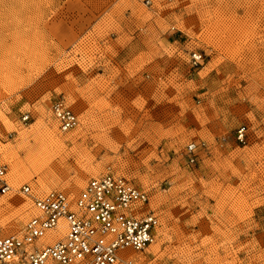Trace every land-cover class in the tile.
<instances>
[{
  "label": "rangeland",
  "instance_id": "obj_1",
  "mask_svg": "<svg viewBox=\"0 0 264 264\" xmlns=\"http://www.w3.org/2000/svg\"><path fill=\"white\" fill-rule=\"evenodd\" d=\"M57 99L74 129H59ZM0 109L1 233L37 212L22 185L74 198L112 173L160 221L117 264H264V0H0ZM37 151L55 176L26 162Z\"/></svg>",
  "mask_w": 264,
  "mask_h": 264
},
{
  "label": "built area",
  "instance_id": "obj_2",
  "mask_svg": "<svg viewBox=\"0 0 264 264\" xmlns=\"http://www.w3.org/2000/svg\"><path fill=\"white\" fill-rule=\"evenodd\" d=\"M52 114L62 131L77 126L75 113L61 99L52 106ZM27 119L28 114L22 115V121ZM244 137L245 127H241L237 139L244 142ZM199 146L196 142L186 146L189 163H196ZM7 172L8 166L0 163V195L10 190ZM21 190L32 196L37 212L20 234L0 237V264H117L124 249L148 247L160 223L157 214L146 209L149 194L112 173L90 179L74 199L57 189L39 196H33L27 184ZM62 228L63 237L34 246L48 231Z\"/></svg>",
  "mask_w": 264,
  "mask_h": 264
},
{
  "label": "bare ground",
  "instance_id": "obj_3",
  "mask_svg": "<svg viewBox=\"0 0 264 264\" xmlns=\"http://www.w3.org/2000/svg\"><path fill=\"white\" fill-rule=\"evenodd\" d=\"M198 58V57H197ZM9 82V81H8ZM58 101H60V99H57V100H55L54 102H52V104H51V110H52V106L56 103V102H58ZM64 104H65V102H64ZM66 105V104H65ZM72 110V109H71ZM73 111V110H72ZM74 112V111H73ZM76 115V114H75ZM5 116V115H4ZM77 117V116H76ZM0 118L1 119H5L4 117H3V113H2V111H1V109H0ZM8 120V119H7ZM2 121V120H1ZM4 122V121H3ZM7 122V121H6ZM10 122V121H9ZM4 125V124H3ZM12 127V126H11ZM241 128V127H240ZM240 128H238V129H240ZM238 129H237V132H238ZM22 132V131H21ZM25 132V131H24ZM52 133H53V131H51ZM50 136V135H49ZM53 136V135H52ZM24 137V136H23ZM22 137V138H23ZM236 138H237V133H236ZM238 140V139H237ZM245 140V139H244ZM51 142V141H50ZM189 143H192V142H189ZM188 146V145H187ZM202 148V147H201ZM44 150V149H43ZM14 151V150H13ZM12 150L10 151L9 150V152L8 151H5V152H3V155L7 158V157H9V158H11L12 160H13V162H14V165H13V168H14V174H15V178H20V177H22V178H24V174L26 173H24V160H20V158L18 159V153L16 154L15 152H13ZM42 151V150H41ZM41 151H37V152H33V153H30L29 155L27 154L26 156V162L27 163H31L33 166H37V167H39L41 170H44V173H45V175L46 176H55L56 175V171L59 169V168H61V166L58 164V163H55L54 162V160H53V158H50V157H48V156H50V155H46L44 158H43V156L41 155L42 153H41ZM43 152V151H42ZM50 154H52V153H50ZM17 155V156H16ZM5 164V163H4ZM7 165V164H6ZM29 165V164H28ZM8 166V165H7ZM13 170V169H12ZM28 170V169H27ZM33 170H34V168H33ZM25 171H26V169H25ZM13 174V173H12ZM8 175H9V169H8V172H7V179H8ZM26 176V175H25ZM27 177H28V175H27ZM14 180V179H13ZM8 182H9V179H8ZM9 184H10V182H9ZM24 185H26V184H24ZM27 185H29V184H27ZM78 186V184L76 183L75 184V188ZM29 187L31 188V194L33 195V196H39V195H37V194H34L33 193V189H32V187L29 185ZM10 189H11V184H10ZM22 191V190H21ZM49 191H51V190H49ZM9 192V191H8ZM48 192V191H47ZM7 193V192H6ZM5 193V194H6ZM46 193V192H45ZM44 194V193H43ZM40 195H42V194H40ZM31 198H32V196H31ZM75 198V197H74ZM74 198H71V199H74ZM16 199V198H15ZM12 202V201H11ZM17 203H19V207H21V208H25V206H26V204L24 203V201L23 202H17ZM32 203H33V201H32ZM16 204V203H15ZM18 206V205H17ZM18 207V208H19ZM148 208V206H146V209ZM24 213V212H23ZM29 220V219H28ZM27 220V221H28ZM64 226V224L62 223V221H60V223H59V227H63ZM159 227V226H158ZM23 230V229H22ZM157 230V229H156ZM59 231H63V232H65L64 231V229L62 228V229H60V230H52V231H48L47 232V234L45 235V236H43L42 238H39V239H37L36 241H35V244H34V246H36L37 244H36V242L38 243V244H40L41 242H47V241H51V240H54L56 237H58V235L60 234V232ZM22 232V231H21ZM21 232H19V233H17V234H20ZM156 232V231H155ZM10 235H15V234H3V233H1L0 232V237H5V236H10ZM65 235V234H64ZM154 237H155V234H154ZM153 241H154V239H153ZM153 243V242H152ZM37 246H41V247H43V245H37ZM44 246H46V245H44ZM130 256V253L128 252V250H126V249H124L122 252H121V254H120V257H119V260L122 258V260H125V259H127L128 257ZM20 262V261H19ZM119 262V261H118ZM21 264H24V263H21ZM78 264H88L87 262H80V263H78Z\"/></svg>",
  "mask_w": 264,
  "mask_h": 264
}]
</instances>
